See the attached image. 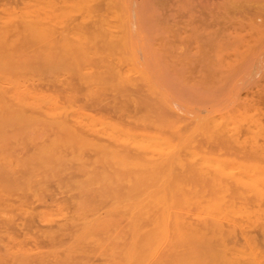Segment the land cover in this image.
Listing matches in <instances>:
<instances>
[{"label":"rangeland","instance_id":"374dc122","mask_svg":"<svg viewBox=\"0 0 264 264\" xmlns=\"http://www.w3.org/2000/svg\"><path fill=\"white\" fill-rule=\"evenodd\" d=\"M0 32V264H264V0H0Z\"/></svg>","mask_w":264,"mask_h":264},{"label":"bare ground","instance_id":"6f19581e","mask_svg":"<svg viewBox=\"0 0 264 264\" xmlns=\"http://www.w3.org/2000/svg\"><path fill=\"white\" fill-rule=\"evenodd\" d=\"M101 5V4H100ZM99 5V6H100ZM134 5V4H133ZM103 6V5H102ZM113 7V6H112ZM133 7V6H132ZM120 9V8H119ZM134 10V9H133ZM132 10V11H133ZM127 12V11H126ZM134 17V16H133ZM132 17V19H134ZM130 18V17H129ZM38 22V21H37ZM51 22H52V20H51ZM133 22V21H132ZM131 22V23H132ZM43 24L45 23V22H42ZM130 23V24H131ZM51 24V23H50ZM79 24V23H78ZM133 24V23H132ZM41 25V24H40ZM53 25V24H52ZM36 25L34 24V27L33 28H35V31H36V29L38 28V26L39 25H37V27H35ZM43 26V25H42ZM40 27V26H39ZM134 26H132L131 27V29H134L133 28ZM51 29H53V28H51ZM137 29V28H136ZM177 29V28H176ZM40 32L39 33H41V27H40ZM173 30V29H172ZM175 30V29H174ZM37 31H38V29H37ZM42 31H44V30H42ZM52 31V30H51ZM46 32V31H45ZM45 32H43V33H45ZM47 32H48V30H47ZM1 33V32H0ZM42 33V34H43ZM135 33H136V30H135V32H134V34H133V31H132V34H133V36L135 37ZM138 34V33H137ZM137 34H136V37H137ZM1 35H3V34H1ZM46 36H47V33L45 34ZM106 35V33H105V28H104V26H103V24H100L99 25V27H98V29L96 30V33L93 35V40L95 41L96 40V38H97V36H99L100 38L101 37H104ZM175 35H177V34H175ZM4 37V36H3ZM45 37V36H44ZM50 36L48 35V38H49ZM135 37V38H136ZM198 37V36H197ZM0 38H1V36H0ZM116 38V39H115ZM113 40H110V39H108V41H130V40H128V39H126V38H117V37H115ZM146 38V37H145ZM2 39V38H1ZM4 39V38H3ZM102 39V38H101ZM138 39V38H137ZM161 39V38H160ZM5 40V39H4ZM151 40V39H150ZM1 41H3V40H1ZM88 41V40H87ZM137 41H139V40H137ZM161 41V40H160ZM161 46V45H160ZM108 47V46H107ZM109 48V47H108ZM137 49V48H136ZM139 53V52H138ZM141 55V54H140ZM167 55V54H166ZM142 56V55H141ZM192 73V72H191ZM153 77V76H152ZM4 78V77H3ZM154 79V78H153ZM50 80V79H49ZM106 82V81H105ZM155 84V83H154ZM158 84V83H157ZM160 88V87H159ZM163 88V87H162ZM104 92V91H103ZM135 92V91H134ZM112 93V92H111ZM121 93V92H120ZM139 93V92H138ZM137 93V94H138ZM6 92H5V90H3V89H0V107H5V105H6V102H7V100H11L12 102H14V100L16 101V103L17 104H22L23 103V100H22V98L19 96L18 98L17 97H15L14 95H7L6 96ZM102 94V93H101ZM106 94V93H105ZM108 94V93H107ZM115 94V93H114ZM134 94V93H133ZM127 95V94H126ZM118 96V95H117ZM138 96H139V94H138ZM64 97V96H63ZM119 97V96H118ZM145 97V96H144ZM147 98V97H146ZM142 99H144V98H142ZM174 99H176V98H174ZM151 101V100H150ZM130 103V102H129ZM148 103V102H147ZM246 103V102H245ZM79 104V103H78ZM125 104V103H124ZM176 104V103H175ZM174 104V105H175ZM12 105V104H11ZM130 105V104H129ZM177 105V104H176ZM179 105V104H178ZM85 106V105H84ZM100 106V105H99ZM114 106V105H113ZM118 106V105H117ZM122 106V105H121ZM120 106V107H121ZM132 106V105H131ZM7 107H9V106H7ZM101 107H103V106H101ZM106 107V106H105ZM126 107V106H125ZM175 107V106H174ZM64 108V107H63ZM88 108V107H87ZM123 108V107H122ZM177 108H179L178 106H177ZM117 109V108H116ZM121 109V108H120ZM126 109V108H125ZM142 109V108H141ZM205 109V108H204ZM26 110V109H25ZM104 110V109H103ZM111 110V109H110ZM123 111H124V109H122ZM118 111V110H117ZM142 111H143V109H142ZM174 111V110H173ZM9 112H10V110H9ZM132 112V111H131ZM184 112V111H183ZM13 113V112H12ZM108 113V112H107ZM127 113V112H126ZM130 113V112H129ZM167 113V112H166ZM191 113H196V112H191ZM200 113V112H199ZM14 114V113H13ZM185 114V113H184ZM193 114V115H194ZM41 115H44V114H41ZM166 115H168V114H166ZM189 115V114H188ZM192 115V114H191ZM190 115V116H191ZM197 115V114H196ZM195 116V115H194ZM114 117V116H113ZM198 117V116H197ZM93 119V118H92ZM201 119H203V117L201 118L200 117V120ZM207 119V118H206ZM198 120H199V117H198ZM118 121H119V119H118ZM201 122V124H203V122L202 121H200ZM199 122V123H200ZM205 122V121H204ZM1 124V123H0ZM132 124V123H131ZM200 124V125H201ZM2 125H4V124H2ZM6 128H8V127H6ZM5 128V129H6ZM151 128V127H150ZM1 129V128H0ZM24 129V128H23ZM113 130V129H112ZM7 131H10V130H7ZM16 131V130H15ZM31 132V131H30ZM176 132H177V130H176ZM64 135V134H63ZM62 135V136H63ZM134 136V135H133ZM57 139H59V138H57ZM183 139V138H182ZM184 140H185V138H184ZM187 141V140H186ZM166 142V141H165ZM65 143H67V142H65ZM168 143V142H167ZM183 143H185V142H183ZM170 144H171V142H170ZM182 144V143H181ZM71 145V144H70ZM180 147H182V146H180ZM213 147V146H212ZM208 148V147H207ZM174 149H176V148H174ZM22 150V149H21ZM87 150V149H86ZM28 151V150H27ZM209 152V151H208ZM177 154V153H176ZM195 154V153H194ZM8 155H10V154H8ZM35 155V154H34ZM38 155V154H37ZM173 155H175V154H173ZM90 156V155H89ZM13 157H14V155H13ZM23 158V157H22ZM29 158V157H28ZM65 159V158H64ZM89 160V159H88ZM51 161V160H50ZM85 161V160H84ZM52 162V161H51ZM55 162V161H54ZM25 164V163H24ZM36 164V163H35ZM56 164V163H55ZM100 164H98V166H99ZM112 165V164H111ZM165 165V164H164ZM159 166V165H158ZM166 166V165H165ZM96 167V166H95ZM239 167V166H238ZM32 169H34V168H32ZM179 169V168H178ZM232 169V168H231ZM23 170V169H22ZM74 173V172H73ZM81 175V174H80ZM174 176V175H173ZM186 176V175H185ZM195 176V175H194ZM9 177V176H8ZM114 177V176H113ZM11 178V177H10ZM173 178V177H172ZM199 178V177H198ZM255 178V177H254ZM175 179V178H174ZM20 180V179H19ZM18 180V181H19ZM86 180V179H85ZM173 180V179H172ZM13 181V180H12ZM11 181V182H12ZM208 181V180H207ZM21 182V181H20ZM173 182V181H172ZM171 183V182H170ZM172 184V183H171ZM176 185V184H175ZM208 185V184H207ZM73 186V185H72ZM120 186H122V185H120ZM112 187V186H111ZM11 188H14L13 187V185H12V183H10V180L9 179H7V176H5V174H4V171L0 168V194H4V193H6V191L7 190H9V189H11ZM91 188V187H90ZM120 188V187H119ZM38 190V189H37ZM117 190V189H116ZM200 190V189H199ZM108 191H109V189H108ZM167 191V190H166ZM187 192V191H186ZM177 193V192H176ZM31 194V193H30ZM187 194H188V192H187ZM40 196V195H39ZM22 197V196H21ZM45 197V196H44ZM27 198V197H26ZM51 199H53V198H51ZM56 199V198H55ZM144 199V198H143ZM157 199V198H156ZM97 200V199H96ZM95 200V201H96ZM168 200V199H167ZM94 201V202H95ZM142 201V200H141ZM154 201V200H153ZM175 203H176V205H177V203H179L180 201H174ZM90 203H91V201H90ZM99 203H101V202H99ZM172 204V203H171ZM168 205V204H167ZM175 204H174V206H176ZM28 206V205H27ZM172 206V205H171ZM169 207V206H168ZM138 208V207H137ZM172 208V207H171ZM177 208V207H176ZM69 209V208H68ZM72 211H73V208H72ZM94 211V209H93V207L91 206V205H89L88 203H86V204H84V203H81L80 204V211L79 212H77L78 213V215H77V219L78 220H80V218L82 217V218H84V217H86V216H88L89 215V213L91 212H93ZM10 212V211H9ZM164 212V211H163ZM13 213V212H12ZM73 213V212H72ZM167 213V212H166ZM14 214V213H13ZM137 214V216H136V218H138V219H140L139 218V215H141L140 213H139V209H138V213H136ZM135 214V215H136ZM139 214V215H138ZM166 215V214H165ZM167 215H168V213H167ZM164 215H162L161 216V218L163 217ZM179 217H180V215H178ZM21 217V216H20ZM118 217V216H117ZM97 218V217H96ZM135 218V217H134ZM158 218H160V216L158 217ZM164 218V217H163ZM181 218V217H180ZM34 219V218H33ZM150 218H148V220H149ZM82 220V219H81ZM80 220V221H81ZM152 220H154V219H152ZM31 221V220H30ZM143 221V220H142ZM150 221V220H149ZM107 222H110V223H112L113 225L116 223V221H115V219H113V218H111V219H108V220H106V221H104L103 223H104V226H105V224L107 223ZM153 222V221H152ZM151 222V223H152ZM158 222H160V220L158 221ZM161 223V222H160ZM82 225V224H81ZM101 225V224H100ZM142 225H144L143 224V222H142ZM142 225L140 226V224L138 223V221H135V222H133L132 221V231L133 232H135V233H139V232H141L142 233V231H141V227H142ZM152 225V224H151ZM150 225V226H151ZM15 227V226H14ZM30 227V226H29ZM95 225H94V223L93 224H90V225H88V221H84V223H83V229H82V232H84V233H86V232H90V231H93L94 229H95ZM101 227H102V225H101ZM145 227V226H144ZM144 227H142V228H144ZM157 228V227H156ZM151 229V228H150ZM162 229H165L167 232V237H169V240L168 241H170V238H171V234H169V232H182V233H187V232H184L186 229H187V227H186V225H185V223H184V221L183 220H180L179 218H176L173 222H170V221H167V223H166V225H165V228H162ZM161 229V230H162ZM99 230V229H98ZM153 230V229H152ZM171 230V231H170ZM188 230V229H187ZM100 231V230H99ZM149 232V231H148ZM148 232L146 233V234H148ZM145 234V233H144ZM151 235V234H150ZM152 236V235H151ZM121 244V243H120ZM2 250V249H1ZM94 251V250H93ZM1 252V251H0ZM172 257H174V256H172ZM90 260V259H89ZM182 260V259H181ZM193 260H195L194 262H202V263H208V262H212L213 260H215V259H213V257H207V256H205L204 254H202V255H199V256H196L195 257V259H193ZM168 262H169V260H168ZM61 263V262H60ZM62 264V263H61Z\"/></svg>","mask_w":264,"mask_h":264}]
</instances>
